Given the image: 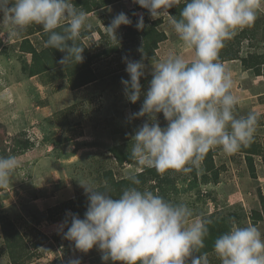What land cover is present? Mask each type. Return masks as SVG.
I'll list each match as a JSON object with an SVG mask.
<instances>
[{"label": "rangeland", "instance_id": "obj_1", "mask_svg": "<svg viewBox=\"0 0 264 264\" xmlns=\"http://www.w3.org/2000/svg\"><path fill=\"white\" fill-rule=\"evenodd\" d=\"M75 1L81 10L82 3L91 7L86 21L91 27L86 26L76 41L85 47L83 62L67 66L59 64L66 53L45 47L42 26L33 24L13 35V28L2 24L0 14V155L15 156L19 162L10 184L0 187V264H70L73 260L105 264L97 247L84 253L64 238L67 228L61 225L70 224L69 214L83 219L87 211L88 197L79 181L99 189L108 170L115 181L140 172L144 166L137 161L119 165L110 149L131 148L136 131L145 123L147 116L133 114L143 104L153 67L169 55L194 58L182 49L168 16L144 19L133 0H110L109 5L101 0ZM185 2L180 0L177 6ZM121 12L131 21L142 15L165 35L153 54L147 56L144 51L141 32L128 35V27L121 25L117 40L108 33L105 27L111 24V16ZM226 43L232 45L229 54L236 59L224 61L229 55H218V59L233 81L234 115L257 116L254 139L231 155L220 148L212 150L216 183L201 182L202 163L187 174L165 172L176 177L178 189L176 195L168 196L173 203L187 204L194 216L211 222L224 219L229 229L232 220L241 227L253 224L264 234V0L254 24L238 30ZM112 47H117L115 54L105 56ZM32 49L36 55L29 53ZM89 56L93 57L89 69H81ZM125 58L145 65L142 95L135 104L128 101L121 83L130 80ZM78 71H85L92 82L80 86ZM128 187L117 192L111 187L109 194L119 198ZM208 260L221 264L214 251L208 253Z\"/></svg>", "mask_w": 264, "mask_h": 264}, {"label": "clouds", "instance_id": "obj_2", "mask_svg": "<svg viewBox=\"0 0 264 264\" xmlns=\"http://www.w3.org/2000/svg\"><path fill=\"white\" fill-rule=\"evenodd\" d=\"M147 9L153 19L168 16L182 42V54L169 55L157 63L145 99L135 117H148L135 133L131 157L139 166L154 168L158 173L169 170L190 173L199 167L204 155L220 148L225 154L238 152L254 139L257 116L249 113L237 118V98L232 94L233 81L218 59L219 50L245 27L257 19L262 0H186L180 17L168 9L180 0H133ZM2 24L19 35L27 27L42 26L47 35L45 47L66 53L59 64L83 62L84 48L76 41L87 26L88 14L74 6L73 0H0ZM132 21L121 12L106 30L117 40L116 31ZM0 24V25H2ZM136 27L144 28L143 16ZM126 61L130 80H121L126 98L132 104L140 99L142 61ZM168 122L161 128L157 114ZM19 167L15 156L0 155V187L10 184ZM132 185L140 181L131 177ZM88 197L84 218L69 214L64 238L87 253L97 247L101 259L120 264H209L208 253L193 255L205 247L210 220L194 216L185 203H173L153 191L130 186L119 198L108 190L79 181ZM214 253L221 264H264V234L253 225L239 226L231 221L230 229L214 241ZM70 264H79L73 260Z\"/></svg>", "mask_w": 264, "mask_h": 264}, {"label": "trees", "instance_id": "obj_3", "mask_svg": "<svg viewBox=\"0 0 264 264\" xmlns=\"http://www.w3.org/2000/svg\"><path fill=\"white\" fill-rule=\"evenodd\" d=\"M103 5H109L110 0H101ZM74 4L77 6L78 3L77 1L73 0ZM79 2V1H78ZM84 2V1H83ZM83 10L86 13L91 12V7L87 4H83ZM185 6V4H181V6H173L172 8L168 9V12L171 16H173L174 18H179L180 17V12L182 10V8ZM98 8H100L99 6H97ZM137 8L143 12L144 15V19L147 18L149 14L147 9L141 8L139 5H137ZM136 8V9H137ZM137 9V10H138ZM132 19V23L130 25H127L128 27V35L129 34H134V33H140L141 32V40L143 43V49L144 51L147 53V56H150L151 54L154 53L155 50V46L158 45L159 43L165 41V35L163 33H160L157 31V29H155L154 25L152 23L147 24L144 21V28L141 30H138L136 27L137 24V20L134 19V17L131 18ZM139 31V32H138ZM44 36H46V39L48 38L47 35L44 33ZM80 46L82 48H84L85 52V47H83L81 44ZM231 44H227L226 42L224 43V47L222 49L219 50L218 55L223 56L225 55L227 57V55H229V57L224 58L226 60H234L236 58H232L235 55H232L231 53L229 54V52H231ZM45 50V49H44ZM48 50V49H46ZM49 50H52L51 48H49ZM117 51V47H112L110 49H108L107 51H105L103 54L105 56H110L111 54H115V52ZM48 52V51H47ZM33 55H36V50L33 49L31 52ZM92 56L87 57V61L86 63H83V68L81 69H89V63L92 60ZM85 64V65H84ZM80 69V67H79ZM46 70V69H45ZM68 70L70 72H73L72 70L73 67L69 66ZM43 72V71H42ZM77 80H78V84H80V86H86L88 84H90L92 82V79H90L89 75L85 72H79L76 75ZM152 79V76L148 77V81L150 82ZM79 86V87H80ZM145 122H149L148 118L145 117L144 119ZM157 122L159 123V125L161 126V128H165L167 126V121L165 120L164 116L162 113L157 114ZM121 146L117 145L114 146L110 149V152L112 154V156L115 158V161L119 164H131L133 163L134 160L131 157V148H120ZM262 152V150H261ZM260 152V153H261ZM213 151L210 150L208 153H206L201 161L202 166L204 165V174L202 175L201 182H203L204 184H208L209 182H217V174L218 172L214 169V165H213ZM251 163V162H250ZM250 166V171L251 174H253L254 176V167L252 164H249ZM176 171H173V173H175ZM209 173V176L207 175ZM131 177H135L140 181L139 185H132L131 183ZM103 178H104V185L101 186L99 188V190L104 191V190H108L112 191V188L117 192L121 189L124 188V186L128 185L130 186H136L139 187L141 190H144L143 188L146 187L147 190L153 191L155 192V190H157L158 195L165 196V199L170 201L172 196L171 195H176L178 189L176 188V182L175 179L176 177L171 176V174L167 173H158L154 168H149L144 166L140 172L135 173L133 176H129L126 178H122L119 181H115L114 180V176L112 174V172L110 170L106 171L103 174ZM112 187V188H111ZM169 194H171L170 196H168ZM168 196V197H167ZM80 197H75L73 198V200H80ZM72 200V201H73ZM229 230V228L225 227V223H224V219H215L213 220L209 225H208V235L205 238V247L203 249H200V251L198 253H194L193 255H199L202 253H210L212 251H214V241L217 237H219L220 235H222L223 233L227 232ZM6 236H8V233L5 231L4 232ZM190 261L189 260L186 261L187 262Z\"/></svg>", "mask_w": 264, "mask_h": 264}, {"label": "crops", "instance_id": "obj_4", "mask_svg": "<svg viewBox=\"0 0 264 264\" xmlns=\"http://www.w3.org/2000/svg\"><path fill=\"white\" fill-rule=\"evenodd\" d=\"M107 16H108V15H107ZM111 18H114V17H112V16H111ZM111 18H110V19H111ZM28 47L30 48V46H29V45H28ZM32 50H33V49H32ZM31 52H32V51H31ZM31 52H29V53H31Z\"/></svg>", "mask_w": 264, "mask_h": 264}]
</instances>
